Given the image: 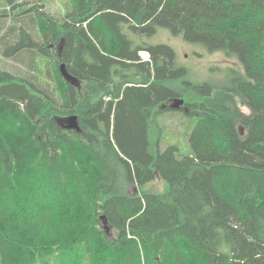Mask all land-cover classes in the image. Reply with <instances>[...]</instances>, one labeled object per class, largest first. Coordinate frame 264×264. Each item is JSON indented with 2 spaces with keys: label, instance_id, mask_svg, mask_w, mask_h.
I'll return each mask as SVG.
<instances>
[{
  "label": "trees",
  "instance_id": "1",
  "mask_svg": "<svg viewBox=\"0 0 264 264\" xmlns=\"http://www.w3.org/2000/svg\"><path fill=\"white\" fill-rule=\"evenodd\" d=\"M25 2L0 0L25 64L0 67V264H264V0ZM157 27L243 70L193 81L137 41ZM171 110L196 119L190 153L160 147Z\"/></svg>",
  "mask_w": 264,
  "mask_h": 264
},
{
  "label": "rangeland",
  "instance_id": "2",
  "mask_svg": "<svg viewBox=\"0 0 264 264\" xmlns=\"http://www.w3.org/2000/svg\"><path fill=\"white\" fill-rule=\"evenodd\" d=\"M43 1L46 4L43 8L55 18H59L62 12V0ZM29 2L40 3L41 0H27L23 6H26ZM0 7L2 10L3 7ZM24 18L25 15L23 14L18 17V19H21V24L25 22ZM13 21L14 17L12 14L0 17V38L8 29V26L12 25ZM137 41H144L150 44L164 43L172 47L176 52L177 64L188 69L190 78L196 82L209 81L216 85L223 84L227 80V76L231 70H243L241 63L235 56H227L222 51L210 52L202 44L189 42L182 35H174L169 29L164 27H157L154 33L150 35L145 34L141 38H138ZM143 52L145 51L139 52L140 56H142ZM26 58L25 55L22 56L24 61ZM0 67L17 74L18 70H24L25 64L14 59V57H4L0 52ZM239 108L242 112L248 114L249 109L246 106L239 105ZM195 122V118L188 117L181 111L171 110L165 112L161 118V124H163L164 129L161 130L162 139L160 147L165 148L167 145L176 144L181 153H190L191 148L188 136ZM239 129L242 130L241 128ZM161 186L162 182L156 180L151 185V188L159 190ZM130 189L131 191L136 190L134 188Z\"/></svg>",
  "mask_w": 264,
  "mask_h": 264
},
{
  "label": "water",
  "instance_id": "3",
  "mask_svg": "<svg viewBox=\"0 0 264 264\" xmlns=\"http://www.w3.org/2000/svg\"><path fill=\"white\" fill-rule=\"evenodd\" d=\"M62 42V40H61ZM59 71L61 76L69 83H71L74 86H78V82L77 79L75 77H72L66 70L65 65L63 63H61L59 65ZM182 103V100H179V102L175 103L174 105H172L173 107L178 106L179 104ZM67 121V127L68 128H77V118L75 115H70L67 117L66 119ZM102 221L104 223V228L106 230H108V226L106 225V219L104 216H102Z\"/></svg>",
  "mask_w": 264,
  "mask_h": 264
},
{
  "label": "built area",
  "instance_id": "4",
  "mask_svg": "<svg viewBox=\"0 0 264 264\" xmlns=\"http://www.w3.org/2000/svg\"><path fill=\"white\" fill-rule=\"evenodd\" d=\"M142 58H143V60H147L148 59V57H149V55H148V53L147 52H143V54H142V56H141Z\"/></svg>",
  "mask_w": 264,
  "mask_h": 264
}]
</instances>
